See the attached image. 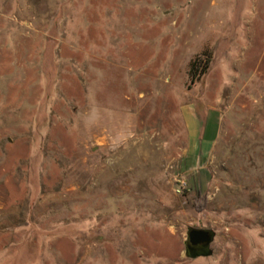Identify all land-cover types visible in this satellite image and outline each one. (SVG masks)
Listing matches in <instances>:
<instances>
[{
    "label": "rangeland",
    "instance_id": "rangeland-1",
    "mask_svg": "<svg viewBox=\"0 0 264 264\" xmlns=\"http://www.w3.org/2000/svg\"><path fill=\"white\" fill-rule=\"evenodd\" d=\"M0 264H264V0H0Z\"/></svg>",
    "mask_w": 264,
    "mask_h": 264
},
{
    "label": "crops",
    "instance_id": "crops-1",
    "mask_svg": "<svg viewBox=\"0 0 264 264\" xmlns=\"http://www.w3.org/2000/svg\"><path fill=\"white\" fill-rule=\"evenodd\" d=\"M211 110H213L214 113L217 112V110H215V109H211ZM211 110H209V111H211ZM207 112H208V110H206L205 115L202 118L201 116H198V113L195 112L192 107L187 108L184 111V113H185L184 118L186 121L187 130H188V142H187L186 152L190 153V151H192L195 154H198V153L202 154L199 152L200 148H201V144L206 143L205 148L202 150L203 154L206 158L208 157L209 153L211 152V149H212V147H213V145H214V143L218 137V132H219V128L216 129L215 133L211 137H209V139L207 141H203L200 139L199 136H200V133H202V131L204 130L203 121L206 120ZM208 113H210V112H208ZM209 115L207 117H209ZM216 120H219V122H220V115L218 117L216 114ZM193 124H194V126L197 125V135L193 134V132H191L192 128H194V130L196 129V127H194ZM199 128H200V131H198ZM185 156H186V154H185ZM190 163H191V168L189 169V171H187V169H185V167H184V169H185L184 171L187 174H190V173L192 174V173H194L195 170H197V165H193L192 161H190ZM205 164H206V161H205L203 167L205 166Z\"/></svg>",
    "mask_w": 264,
    "mask_h": 264
},
{
    "label": "water",
    "instance_id": "water-1",
    "mask_svg": "<svg viewBox=\"0 0 264 264\" xmlns=\"http://www.w3.org/2000/svg\"><path fill=\"white\" fill-rule=\"evenodd\" d=\"M214 238V231L207 228H188L184 240V254L186 257L206 256L212 253L210 244ZM199 248H192L190 246Z\"/></svg>",
    "mask_w": 264,
    "mask_h": 264
},
{
    "label": "built area",
    "instance_id": "built-area-1",
    "mask_svg": "<svg viewBox=\"0 0 264 264\" xmlns=\"http://www.w3.org/2000/svg\"><path fill=\"white\" fill-rule=\"evenodd\" d=\"M175 181V192L183 193L188 187L187 181L183 177H178Z\"/></svg>",
    "mask_w": 264,
    "mask_h": 264
},
{
    "label": "flooded vegetation",
    "instance_id": "flooded-vegetation-1",
    "mask_svg": "<svg viewBox=\"0 0 264 264\" xmlns=\"http://www.w3.org/2000/svg\"><path fill=\"white\" fill-rule=\"evenodd\" d=\"M190 247H192V248H199L200 246L199 245H197V246H190Z\"/></svg>",
    "mask_w": 264,
    "mask_h": 264
}]
</instances>
